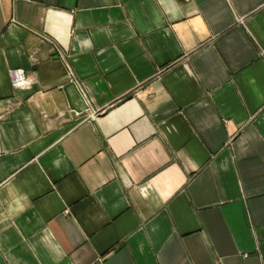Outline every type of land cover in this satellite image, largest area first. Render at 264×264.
Here are the masks:
<instances>
[{"label": "crops", "instance_id": "crops-1", "mask_svg": "<svg viewBox=\"0 0 264 264\" xmlns=\"http://www.w3.org/2000/svg\"><path fill=\"white\" fill-rule=\"evenodd\" d=\"M0 264H264V0H0Z\"/></svg>", "mask_w": 264, "mask_h": 264}, {"label": "built area", "instance_id": "built-area-1", "mask_svg": "<svg viewBox=\"0 0 264 264\" xmlns=\"http://www.w3.org/2000/svg\"><path fill=\"white\" fill-rule=\"evenodd\" d=\"M63 54V53H62ZM63 56V55H62ZM70 81L78 88L84 99L88 100L86 86L76 75V72L70 67L68 69ZM11 84L14 88H30L32 81L29 80L27 71L22 67L11 68L9 71ZM89 101V100H88ZM91 118H95L96 111L90 113Z\"/></svg>", "mask_w": 264, "mask_h": 264}, {"label": "water", "instance_id": "water-1", "mask_svg": "<svg viewBox=\"0 0 264 264\" xmlns=\"http://www.w3.org/2000/svg\"><path fill=\"white\" fill-rule=\"evenodd\" d=\"M72 86L76 87L72 82H70V84L67 85L66 90H69L70 87H72ZM86 108H87V106H86Z\"/></svg>", "mask_w": 264, "mask_h": 264}]
</instances>
